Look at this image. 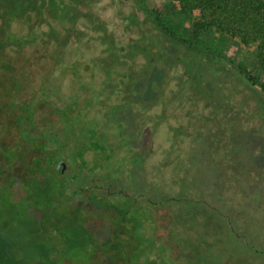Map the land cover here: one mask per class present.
<instances>
[{"label":"rangeland","instance_id":"1","mask_svg":"<svg viewBox=\"0 0 264 264\" xmlns=\"http://www.w3.org/2000/svg\"><path fill=\"white\" fill-rule=\"evenodd\" d=\"M145 2L182 39L191 32L192 18L173 13L170 0ZM47 6L58 9V18L44 12ZM141 8L139 0H0V63L22 64L20 71L27 80L36 74L39 87L44 79L50 83L51 63L60 55L47 108L56 102L61 112L76 101L83 114L63 122L65 137L74 126L84 130L89 137L79 134L82 141L96 142L97 151L105 147L102 163L78 169L72 137L63 142L50 133L41 124L50 116L41 110L37 121L24 116L15 128L47 130L59 157H70L71 199L78 204L88 197L86 206L124 213L136 225L144 262L179 264L178 245L194 246L206 230L214 242L205 237L199 250L210 252L212 243L219 249L208 264H264V70L256 50L211 30L193 43L203 60L175 63L182 49L161 39L149 64L141 50L123 49L141 27L156 33L143 15L137 19ZM53 190L47 182L37 202L27 203L12 201L3 188L0 264H65L73 245L90 240L78 212L59 225L48 221L50 204L42 203ZM37 230L49 240L33 241Z\"/></svg>","mask_w":264,"mask_h":264},{"label":"trees","instance_id":"2","mask_svg":"<svg viewBox=\"0 0 264 264\" xmlns=\"http://www.w3.org/2000/svg\"><path fill=\"white\" fill-rule=\"evenodd\" d=\"M139 1L142 8L139 10L140 14H136L137 19L143 15L146 22L153 23L156 33L155 35L150 34L147 28L141 27L142 33L136 35L132 43L124 45L123 49L126 51L141 50V53L148 58L149 64L153 62L151 59L153 46L159 45L162 48L164 45L160 43L161 39L163 43L169 42L171 46L182 49V55L175 60V63L185 62L187 65V63H196L200 58L203 60V55L193 43L203 34L216 30L238 39L248 48H254L258 63L264 70V0H170L173 13L190 16L193 20L191 32L183 39L165 24L156 11L148 8L145 0ZM45 8L43 10L46 14L52 18L58 17L57 8L52 9L48 6ZM129 21H133V18L126 20L127 23ZM204 60L207 64H211L207 58ZM132 62L133 60L128 59L127 64L132 65ZM8 64L5 62L2 67H9ZM0 70H2L1 67ZM247 78L250 80L251 77ZM251 84L256 85L257 83L252 81ZM261 94L264 97V82L261 85ZM11 123L13 128L11 132L14 134L18 129L13 125V121ZM27 145L23 149L13 146H7L6 149L0 147V179H3L0 182V193L5 188L6 197L12 201L24 200L27 203H34L37 202L36 200L43 192V187L48 182L54 188L48 198V203H42L43 206L50 204L46 209V213L50 215L48 221L55 225L61 219H69L72 211L79 213L82 220L89 224L86 228L90 232V240L87 242L81 240L73 245L72 252L70 249L69 261L65 264H156L155 260L148 263L143 261L142 243L136 235V225L132 220L124 221L122 218L124 213L115 208L86 206L88 197L83 199L84 204L75 203L68 195L69 184L64 176L66 168L48 165L36 170V166L28 165L24 159L30 152ZM87 191L88 188H83V193ZM98 211L109 212V214L105 213V216L100 214L98 218ZM208 232L211 231L208 230ZM199 233H203V236L198 241L195 240L194 246L191 247L184 243L178 245L176 256L179 264H208V258L216 255L215 252L219 249L216 248L218 246L215 243L210 245V252L207 250L206 254L199 250L200 241L205 237L210 242L213 241L212 232L210 235H206V230H201ZM233 233L235 234L234 231ZM31 235V239L35 242L40 237L43 240L47 238L49 240L48 235L44 233L40 235L38 230L33 231ZM52 238L55 239L54 235ZM56 239L60 241L61 238L56 236ZM56 246L53 247V251L57 252ZM189 248L190 250L193 248L191 254L188 252Z\"/></svg>","mask_w":264,"mask_h":264},{"label":"flooded vegetation","instance_id":"3","mask_svg":"<svg viewBox=\"0 0 264 264\" xmlns=\"http://www.w3.org/2000/svg\"><path fill=\"white\" fill-rule=\"evenodd\" d=\"M59 56L60 55H58V61L60 59ZM58 61L56 60L51 63L52 66L50 69V83L47 82L48 79H44L43 83L41 81L39 82V87L36 86L38 82L36 74L33 78L31 77L33 74H29L31 80H27L28 76L26 77V74L20 71L23 69L22 64L20 68V64H17L15 62H7V64L9 63V67H2L4 63H0V67L2 69L0 70V99L3 102V105L0 108V147L2 149H6L7 146H13L15 148L19 147L23 149L26 144H28L27 147L29 148L30 152L28 151L29 153H27V156L24 157L28 165H34L39 169H42V166L48 165H54L58 167L63 166L66 168L64 172L65 180L68 182L69 171L71 169V164L68 159L70 157H59L57 148L52 145V139L47 138V136L44 134V132H47L46 129L42 130L43 133L41 132L38 134L33 133L32 131L24 132L17 130L16 132H14V134L11 132V129H13L11 123L12 121L14 122L13 125L15 126L18 124V121L16 120L24 116L37 121L39 112L38 110H41L43 116H50L49 119L46 118L44 123H41L48 128H51L50 133L58 134L63 142H68L72 137V145L70 144V146H72V151L75 150L77 152L76 156L79 160L77 161L78 169H81L83 166H85L86 168L93 163H96L97 165L102 163L101 158L104 157L103 151L105 147L103 146V150L97 151L94 148L96 142L89 143L87 141H82L79 134L87 138L89 137L88 133L86 134L85 132H81L84 130H81V128H78V126H76L77 129H79L77 130L74 126L70 135L65 137L64 132L65 130L69 129V125L65 127L63 126V122L66 119L70 120L71 116H77L78 113H80L79 116H81L83 114V112L81 111V106L72 99L68 102V104H65L64 107L61 108V112L59 111V107L55 101V103L52 104L51 109L47 108L46 102L49 99H46V95H48L47 93H50L48 87L51 86L52 89L57 90L58 86L57 71L58 67H62L60 63L58 66ZM44 73L46 76H48L47 72ZM153 97L154 95H152L150 102L154 101ZM36 103H38V106L36 105ZM78 122L79 119L75 123V125H78ZM17 139L20 140L17 141ZM98 146H101L100 143ZM80 192H83V190H81ZM68 195H71L70 191H68Z\"/></svg>","mask_w":264,"mask_h":264}]
</instances>
